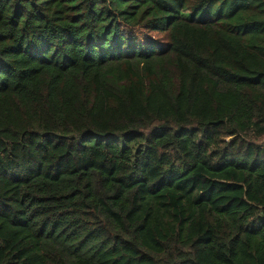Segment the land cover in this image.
<instances>
[{
  "label": "trees",
  "instance_id": "16d2710c",
  "mask_svg": "<svg viewBox=\"0 0 264 264\" xmlns=\"http://www.w3.org/2000/svg\"><path fill=\"white\" fill-rule=\"evenodd\" d=\"M0 264H264V0H0Z\"/></svg>",
  "mask_w": 264,
  "mask_h": 264
}]
</instances>
